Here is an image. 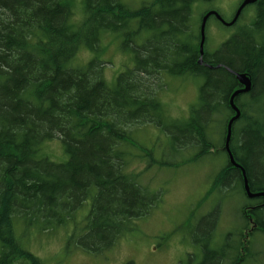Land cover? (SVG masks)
I'll list each match as a JSON object with an SVG mask.
<instances>
[{
	"label": "trees",
	"instance_id": "16d2710c",
	"mask_svg": "<svg viewBox=\"0 0 264 264\" xmlns=\"http://www.w3.org/2000/svg\"><path fill=\"white\" fill-rule=\"evenodd\" d=\"M76 1L0 0V264H44L22 238L66 227L87 200L81 234L75 226L68 240L94 253L109 250L163 194L142 185L140 173L128 172V165L147 157L149 165L187 163L178 156L174 162L154 157V147L137 145L129 128L159 125L170 136V151L197 148V159L223 143L211 140L207 124L211 112L220 113L217 102L237 85L234 72L249 73L256 94L264 92V0H256L250 23L212 55L205 40L201 63L199 29L206 10L193 27L194 0H149L136 8L122 0H80L79 13ZM115 32L122 47L134 51V66L117 74L111 86L103 62L77 64V55L81 48L97 49L105 33ZM143 32L147 36L138 44ZM163 73L203 79L189 116L169 125L155 89ZM248 110L250 115L243 109L248 125L232 132L230 149L251 191H262L263 185L256 186L264 178V118L254 119ZM53 138L63 142L67 161L40 154ZM129 145L140 153L130 157ZM240 166L223 165L214 188L228 181L226 191L247 197ZM260 198L239 209L238 232L252 224L248 235L215 250L205 241L200 264H253L248 250L264 233Z\"/></svg>",
	"mask_w": 264,
	"mask_h": 264
},
{
	"label": "rangeland",
	"instance_id": "374dc122",
	"mask_svg": "<svg viewBox=\"0 0 264 264\" xmlns=\"http://www.w3.org/2000/svg\"><path fill=\"white\" fill-rule=\"evenodd\" d=\"M122 1L136 8L149 0ZM238 2L239 0H194L191 4L193 27L199 22L201 13L211 7L228 19ZM74 8L76 13H79L80 0L76 1ZM80 15L78 14L76 19H79ZM254 15V5L250 4L244 8L240 20L232 27L223 26L210 17L205 30L206 50L211 52L219 48L223 41L243 28L241 25L249 24ZM146 36L147 34L143 32L137 38V43H142ZM121 43L120 33H105L97 49L81 48L78 51L77 64H85L91 59L103 62V76L112 86L117 74L132 68L133 65L134 51L122 47ZM163 79L165 81H161L163 85L159 86L161 85L159 81L158 87L155 88L161 102L163 120L168 125L178 123L189 116L191 106L197 105L199 85L203 79L192 76L184 79L168 73H163ZM244 99L248 100L247 97ZM251 110L254 112V119L264 118V104ZM246 111L249 115L250 111L248 109ZM246 116L237 124V128L248 125ZM129 129L137 145L154 147V157L174 162L178 156V160L186 158L187 163L179 166L149 165L147 157L146 160L138 159L137 162L128 165L126 168L128 172L140 173L138 178L142 185L152 190L159 189L163 194L151 212L133 220V228L121 236L109 250L94 253L78 247L75 240H68L75 226L77 230L75 233L81 234L80 227L90 207L89 200L81 209L76 210L74 220L66 227H58L44 233L34 231L26 235L22 238V243L40 257L44 264H200L205 241L211 250L225 243H228L226 248L231 246L230 243L235 244L234 234L241 229L240 207L244 202L261 201V198L245 197L237 190L226 191L230 187V185L226 187L228 181L214 188L215 175L226 164V156L222 150L217 152L212 150L194 159L197 148L184 149L179 154L170 151V136L159 125L147 123L131 126ZM136 148L129 145L127 154L132 157L133 154L140 153ZM40 154L54 162L68 160V153L59 138L45 141ZM257 184L259 185L256 187L260 185L264 187V178L258 180ZM248 252L254 259L253 264H264V233L256 235L255 242Z\"/></svg>",
	"mask_w": 264,
	"mask_h": 264
},
{
	"label": "flooded vegetation",
	"instance_id": "af4514ba",
	"mask_svg": "<svg viewBox=\"0 0 264 264\" xmlns=\"http://www.w3.org/2000/svg\"><path fill=\"white\" fill-rule=\"evenodd\" d=\"M243 0H239V2H238V5H237V7L235 8V10H234V12H232L231 13V15L229 16V18L227 19V18H225L217 9H215V8H208L207 10H206V12L207 11H209V10H215L216 12H218L219 13V15L222 17V19L224 20V21H226V22H228V21H230L232 18H233V16H234V14H235V12H236V10H237V8H238V6L241 4V2H242ZM250 4H253L254 5V8H255V5H256V1L255 2H253V3H250ZM250 4H247V5H250ZM246 5V6H247ZM245 6V7H246ZM244 7V8H245ZM244 8L242 9V11H241V13H240V15H239V17L237 18V20L235 21V23H233L232 25H230V27H232V26H235L237 23H238V21L240 20V17H241V15H242V12H243V10H244ZM205 12V13H206ZM204 13V14H205ZM203 14V15H204ZM210 17H212V18H214L215 20H216V22L217 23H219V24H221V25H223V26H226V25H224V23L221 21V20H219L215 15H211ZM209 17V18H210ZM208 18V19H209ZM249 23V22H248ZM246 25H248V24H244V25H241V26H243V27H245ZM226 27H229V26H226ZM233 35V34H232ZM231 35V36H232ZM230 36V37H231ZM229 37V38H230ZM229 38H227L225 41H223L222 43H225ZM221 43V44H222ZM219 48H217V49H215V50H213V51H211V52H209V51H207V54H209V55H212L215 51H217ZM133 64H134V61H133ZM134 65H132V67H133ZM165 72V71H164ZM247 75H248V77L250 78V80H251V88L248 90V91H246V92H242V93H239L238 95H236L235 97H234V99H233V103L239 108V110H240V115H239V117L232 123V126H231V134H232V132L233 131H235V134L236 133H238L242 128H237V124L244 118L243 117V109H244V111L246 110V109H253V108H255V107H257V106H260V105H263L264 104V92L262 93V92H260V93H258V94H256V92L254 91V89H253V86H252V78H251V76H250V74L249 73H246ZM236 78V77H235ZM237 80V79H236ZM243 87V85L242 84H240L238 81H237V85H235V87H233V88H231L230 89V92L225 96V97H221V99H220V101H218L217 102V107L216 108H214V109H218L219 111H220V113H218V114H216L215 115V117H212V112H211V117H210V119H209V122H208V126H207V134H208V136H210L211 137V140H213V141H215V142H218V140L221 138V139H223V143H222V145L220 146V144H218L217 143V147L216 148H214V149H209V151L211 152L212 150H214L213 152H217V151H221L222 150V152H223V154H225V156H226V164L225 165H227V164H231V166L232 167H237V166H234V165H232V163L230 162V160H229V156H228V153H227V150H226V148H225V136H226V132H227V124H228V121H229V119L235 114V111L233 110V107L230 105V96H231V94L235 91V90H237V89H241ZM244 97H247L248 98V100H245L244 99ZM212 104V103H211ZM228 108V110H229V114H227L226 112H225V109H227ZM251 113H249V115H250ZM214 116V115H213ZM219 126V127H218ZM212 145V144H211ZM238 168V167H237ZM251 226H252V224H248V228L247 229H242L241 230V234H239V232L237 233V235H236V238L237 239H239L240 238V236L241 235H245L246 234V236L248 235V233L250 232V230H251ZM239 234V235H238Z\"/></svg>",
	"mask_w": 264,
	"mask_h": 264
},
{
	"label": "water",
	"instance_id": "95a60500",
	"mask_svg": "<svg viewBox=\"0 0 264 264\" xmlns=\"http://www.w3.org/2000/svg\"><path fill=\"white\" fill-rule=\"evenodd\" d=\"M256 0H243L241 2V4L238 6L233 18L226 22L222 19V17L219 15L218 12H216L215 10H209L207 11L201 18V22H200V40H199V59L198 62L201 63L202 62V56L204 53V43H205V27H206V22L207 19L211 16V15H215L219 20H221L224 25L226 26H230L233 23H235V21L237 20V18L239 17L242 9L250 3L255 2ZM234 75L237 79V81L243 85V87L241 89H237L235 90L231 96H230V105L233 107V110L235 111V114L229 119L228 124H227V132H226V136H225V148L227 150L228 156H229V160L232 163V165L239 167L240 165L238 163H236V161L234 160L232 151L230 149V139H231V126L232 123L239 117L240 115V110L239 108L233 103V99L236 95H238L239 93L242 92H246L251 88V80L248 77V75L244 72H234ZM241 169V174L243 175V188L244 191L247 195V197L249 198H254V197H264V191H251L250 189V185L248 183V179L247 176L245 174V170L242 166H240Z\"/></svg>",
	"mask_w": 264,
	"mask_h": 264
}]
</instances>
